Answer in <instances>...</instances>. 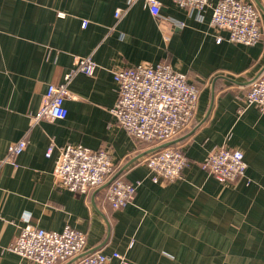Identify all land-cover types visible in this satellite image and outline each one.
Here are the masks:
<instances>
[{"label": "crops", "instance_id": "obj_1", "mask_svg": "<svg viewBox=\"0 0 264 264\" xmlns=\"http://www.w3.org/2000/svg\"><path fill=\"white\" fill-rule=\"evenodd\" d=\"M158 1L159 19L141 0H0V159L27 140L16 166L0 167V264H33L7 250L25 224L68 225L85 233L87 251L124 253L128 264H264V111L243 99L264 66V0H245L259 13L262 37L254 45L229 42L211 25L218 0L201 12ZM79 56L96 68L69 83L66 117L31 125L48 85L61 83ZM158 62L198 88L192 117L170 145L182 148L188 164L168 183L153 182L143 162L158 143L136 140L110 112L118 95L113 71ZM70 143L106 150L115 177L140 179L132 201L113 210L106 185L80 192L56 184L57 148ZM220 145L243 153L245 174L234 182L198 165Z\"/></svg>", "mask_w": 264, "mask_h": 264}, {"label": "built area", "instance_id": "obj_2", "mask_svg": "<svg viewBox=\"0 0 264 264\" xmlns=\"http://www.w3.org/2000/svg\"><path fill=\"white\" fill-rule=\"evenodd\" d=\"M138 0H128L132 5ZM150 14L159 19L160 2L141 0ZM187 10L203 11L208 0H173ZM123 10L116 9L115 18ZM88 21L81 20L85 27ZM210 23L226 32V40L232 43L254 45L261 40L259 13L256 7L245 0H218L211 11ZM161 28L164 27L160 24ZM224 38L218 36L216 42ZM96 68L89 56L76 57L75 64L64 74L63 81L49 84L38 110L31 115V125L40 121L64 119L67 109L64 105L70 96L68 85L77 73L92 76ZM118 95L110 109L116 123L136 140L158 144L171 140L182 127L187 125L197 105L198 88L187 75L165 62L138 63L113 71ZM244 94L246 105L255 104L264 111V66L248 82ZM27 146L24 138L8 146L4 163L16 166L15 159ZM55 143L50 140L45 155L50 156ZM58 155L53 168L56 184L69 191L85 192L90 187L106 185L105 201L113 209L131 202L140 179L125 181L113 178L115 163L104 149H91L80 143H70L57 148ZM144 164L151 173L153 182H173L182 176L188 164L185 152L179 146H167L152 151ZM198 165L221 183H231L245 174L246 162L243 153L226 145L209 151ZM7 250L33 264H128L126 254L113 251L105 254L101 250L87 251L86 235L82 231L64 226L61 231L45 229L33 224L23 225L12 238Z\"/></svg>", "mask_w": 264, "mask_h": 264}, {"label": "water", "instance_id": "obj_3", "mask_svg": "<svg viewBox=\"0 0 264 264\" xmlns=\"http://www.w3.org/2000/svg\"><path fill=\"white\" fill-rule=\"evenodd\" d=\"M176 141L175 140H169V141H166V142H163V143H160V144H158L157 146H155L153 149H151V151H154V150H156V149H160V148H164V147H167V146H170V145H172L173 143H175ZM113 178H115V176L113 177ZM109 183V182H108ZM107 183V184H108ZM106 184V185H107Z\"/></svg>", "mask_w": 264, "mask_h": 264}, {"label": "trees", "instance_id": "obj_4", "mask_svg": "<svg viewBox=\"0 0 264 264\" xmlns=\"http://www.w3.org/2000/svg\"><path fill=\"white\" fill-rule=\"evenodd\" d=\"M155 143H158V142H155ZM115 178H118V177H115Z\"/></svg>", "mask_w": 264, "mask_h": 264}]
</instances>
